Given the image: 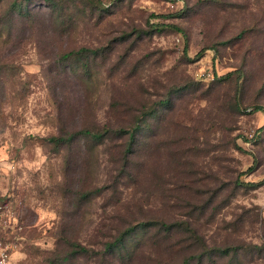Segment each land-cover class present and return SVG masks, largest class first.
<instances>
[{
    "label": "rangeland",
    "instance_id": "rangeland-1",
    "mask_svg": "<svg viewBox=\"0 0 264 264\" xmlns=\"http://www.w3.org/2000/svg\"><path fill=\"white\" fill-rule=\"evenodd\" d=\"M3 1L0 21L13 0ZM31 1L36 11L44 5ZM100 1L103 12L70 8L65 33L46 8L35 26L0 30V196L15 218L9 264H50L61 233L96 249L114 235L116 161L84 139L61 147L49 139L127 127L148 111L156 113L139 120L148 121L140 124L148 150L133 160L145 174L124 203L139 221L180 225L172 252L148 243L143 261L201 254L191 264H264V113L256 109L264 108V46L258 29L239 38L243 23L264 16V0L226 1L231 14L219 21L201 0ZM81 48L102 49L86 75L60 60ZM105 186L110 192L82 202L81 190Z\"/></svg>",
    "mask_w": 264,
    "mask_h": 264
},
{
    "label": "trees",
    "instance_id": "trees-1",
    "mask_svg": "<svg viewBox=\"0 0 264 264\" xmlns=\"http://www.w3.org/2000/svg\"><path fill=\"white\" fill-rule=\"evenodd\" d=\"M201 1L209 3H205V6L211 8L210 12L216 16V21H219V18L225 17L223 14H227L228 17L230 16L229 13L231 14V12L227 9L231 6L228 2H226L229 0ZM4 2L5 1L0 0V8L2 4L4 5ZM31 2V0H13L8 8V20L0 21V30L8 29L9 27L11 29V25L15 26L16 22L26 25L33 24V26H35L34 16H37L40 11L41 13H44V9L46 8L49 10L51 15L56 17L57 29L65 33L68 31V28L66 27L63 18L67 17L66 14L70 11V8L77 7L82 8V10H84V8H90L95 11L103 12L101 11L103 9L100 0H43L44 5L40 7V11H36L32 8ZM233 7L235 9L243 8L241 5H235ZM249 13H252L251 10ZM48 22L49 25L52 23L50 20ZM157 26L159 25H156V27ZM164 27L169 28L167 25ZM173 28L176 29L177 27L174 26ZM256 29L259 30L257 47L263 48L264 16L258 20L250 21V23H243V28L239 34V38H246L250 33H254ZM127 36L129 37L130 35ZM101 51L102 49L87 48H81L78 51L63 50V52L60 53V60L70 66L76 64L77 67H74L73 71L79 73L84 72L86 75L87 73H90V68L93 63L92 60H96ZM239 74L240 77L245 76L244 71ZM233 75H235V73H229L225 76V78H231ZM160 104L166 106L171 104V102L170 100H164L160 102ZM256 109L257 111H262L264 113L263 107H257ZM155 113L156 112L154 111H148L140 117H137L138 120H134L132 125L127 127L114 129L109 125H105L101 128H86L78 132L69 133L63 137H53L49 139L51 143L58 147L76 144L79 140L84 139L88 142L91 153H93L97 148H105V153L112 157L111 162L113 164L117 163L118 175L116 180H118V184L113 187V192L116 191L118 193V200L120 204V213H118L117 218L120 228L114 229V235L112 234L109 237H106V239L100 244V247H98L100 249L85 246L79 241L69 240L68 237H64L61 233V238L59 237L61 240L59 241V248L53 254V257L50 258V264H75L78 262L79 258H93L95 260H101L102 264H148L143 261L144 253L142 250L143 247L148 246V243H151L148 246L149 249L151 247H160L168 253L169 251L172 252V250L177 247L176 244H171L169 242L174 240L175 235L178 233V227L180 224L167 223L162 220L139 221L135 219L132 206L124 203L125 195L133 188V186L136 185V181H138L140 177H143L145 174L144 164H140L141 169L136 171L134 169L135 164L133 162V160L138 156L140 159V157L148 150V143H144L143 146L140 143L143 132H146L145 130L148 128L147 123H145L143 127L140 124L148 121L143 120L139 122V120L147 119L149 117L151 118V116ZM159 128L160 127H158V129ZM115 140H118V143L113 145V141ZM172 156L176 157L177 155L173 154ZM113 161H116V163ZM1 176L2 173L0 178ZM237 184L240 185L243 183H240L238 180ZM81 192L80 197L82 198V202H89L93 199L94 194L101 196L110 191L109 188L105 186L95 188L92 191L81 190ZM5 197L6 196H3V198ZM189 229L191 230L192 235L196 234L195 229ZM153 230L156 231L151 233ZM158 244H161L162 247ZM201 256V254L195 255L177 263L171 257L160 259V254H158L153 264H191L194 259H200Z\"/></svg>",
    "mask_w": 264,
    "mask_h": 264
},
{
    "label": "built area",
    "instance_id": "built-area-1",
    "mask_svg": "<svg viewBox=\"0 0 264 264\" xmlns=\"http://www.w3.org/2000/svg\"><path fill=\"white\" fill-rule=\"evenodd\" d=\"M1 173L2 166L0 164V175ZM11 218L15 220L7 202L0 196V264H9L15 249V245L5 239V235H8V230L11 228ZM18 227L21 229L17 218L13 229H18Z\"/></svg>",
    "mask_w": 264,
    "mask_h": 264
}]
</instances>
